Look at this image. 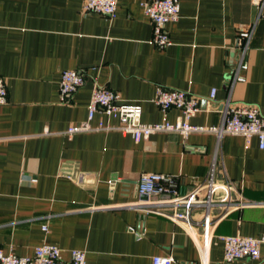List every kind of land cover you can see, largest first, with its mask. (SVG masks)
Here are the masks:
<instances>
[{
    "label": "crops",
    "instance_id": "1",
    "mask_svg": "<svg viewBox=\"0 0 264 264\" xmlns=\"http://www.w3.org/2000/svg\"><path fill=\"white\" fill-rule=\"evenodd\" d=\"M84 2L0 0V78L8 94L0 105V248L33 257L48 244L65 260L82 251L86 264H152L156 256L202 264L181 226L146 210L155 208L138 195L137 181L143 172L170 175L189 190L213 166L215 179L235 182L250 204L214 229L207 264H227L222 237L264 234V149L256 137L165 132L137 142L115 129L66 131L87 121L94 85L140 106L146 124L182 119L180 111L164 114L155 105L160 88L200 100L193 126L221 127L227 102L264 117V9L259 13L251 0H179V19L166 26L171 44L161 50L152 43L144 0H119L113 19L83 13ZM243 28L252 31L247 68L234 78ZM67 70L83 71L85 81L61 102ZM100 124L119 123L95 113L90 125ZM221 212L214 208L213 217ZM261 255L228 264H264V246Z\"/></svg>",
    "mask_w": 264,
    "mask_h": 264
},
{
    "label": "built area",
    "instance_id": "2",
    "mask_svg": "<svg viewBox=\"0 0 264 264\" xmlns=\"http://www.w3.org/2000/svg\"><path fill=\"white\" fill-rule=\"evenodd\" d=\"M119 0H85L82 12L85 14H101L113 19L116 15ZM259 13L264 9V0H251ZM144 14L152 25V43L158 49H165L171 42L166 30L169 23L179 19V0H144L142 3ZM251 30L240 29L237 34V45L241 53V61L234 73L238 78L239 69H246L245 54L251 38ZM242 78H239V80ZM85 73L80 70L62 72L60 81V101L67 102L71 96L84 85ZM216 91L212 90L209 99L215 98ZM7 88L0 78V105L7 104ZM200 100L188 93L160 88L154 100L156 106L166 114L171 109L181 112L182 119L176 123L162 122L146 124L141 121V109L136 104L124 103L121 96L108 88L94 85L88 105L87 121L67 129L66 134L71 136L94 130L115 129L122 134L129 135L135 141L148 138L157 133H178L186 137L189 133H214L219 139L223 135L239 136L246 141L256 137L259 148L264 149V117L253 106L246 104L231 105L228 102L223 107V123L219 128L200 127L190 125L189 120L200 110ZM95 113L107 115L118 121L115 127H91ZM213 166L207 173L206 179L192 189L187 190L183 179L179 186L177 178L170 175L143 172L137 181V193L146 198L149 207L147 211L166 217L172 223L181 226L193 238L202 264H207L208 252L216 226L231 212L250 205L244 201L235 182H221L215 179ZM220 207L222 212L213 217V209ZM199 213L200 218H195ZM200 233L196 238V231ZM46 230V229H44ZM133 232V228H128ZM223 242V262L262 259L261 246H264V234L253 238L245 236H225ZM172 257L156 256L152 264H173ZM0 264H86L85 254L82 251L72 250L70 257L65 260L59 248L43 244L37 247L33 257H20L14 254H5L0 248Z\"/></svg>",
    "mask_w": 264,
    "mask_h": 264
}]
</instances>
